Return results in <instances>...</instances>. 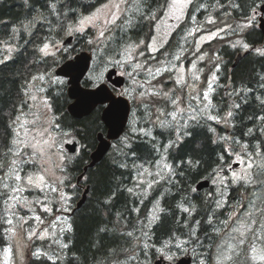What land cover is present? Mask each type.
Segmentation results:
<instances>
[{"label":"trees","instance_id":"1","mask_svg":"<svg viewBox=\"0 0 264 264\" xmlns=\"http://www.w3.org/2000/svg\"><path fill=\"white\" fill-rule=\"evenodd\" d=\"M105 1L0 0V158H3L12 139V124L27 102V90L33 77L51 72L83 49L94 50L96 66L117 59L128 44L146 41L153 36L155 25L163 16L168 2L127 0L128 4H132L131 9L124 12L116 25L112 26L109 38L101 41L100 47L88 43L89 38L95 35L93 29H89L82 33L73 32L72 44L62 46L58 53L42 54L40 49L44 44L62 42L68 38L65 29L69 22L81 14L92 12ZM262 1H191L186 17L181 20L159 55H181L188 65L203 52L205 60L200 62V74L204 81L216 66V57L223 58L222 86L215 96L220 103L218 117L221 120H214L209 114H204L181 129L178 124L162 126L163 111L166 113L179 108V105L176 103L175 106L164 107L162 98L141 103L135 93L132 94V113L148 104L144 120L145 126L150 127L153 134H135L131 132V124L128 125L123 135L129 137L130 144L122 145V137L115 141L119 147L125 146L119 148L123 154L119 155L115 151L114 143L105 158L87 170L82 183L84 186L89 185L90 191L84 204L71 215V228L64 238L67 247L58 244L57 260L44 253L28 258L26 264H119L132 253H137L140 245H134L129 233L140 232L147 227L149 212L159 197L162 199V211L150 227V241L160 245L178 234L184 237L188 235L196 251L203 252L208 260L212 258L222 229L220 224L228 219L232 210L230 204L234 202L237 206L242 200V191L245 190L247 194L249 185L242 182L231 184V203L223 208L215 206V200L208 196L211 187L198 191L195 186L202 179L212 180L221 170L228 172L238 150L236 141L262 139L264 54L257 51L262 45V33L257 24L241 31L240 21L245 14L250 15L253 9L256 10ZM52 3L56 4L60 12L68 14L63 25L60 22L63 17L58 19L55 14H50L48 5ZM69 8L76 10V17L68 13ZM193 27L194 32L191 34ZM215 29H222V33L205 46L198 47L199 36ZM238 32L242 35V42L249 45L250 51L246 54L242 46L232 41ZM239 52L243 55L234 64ZM85 84L89 85L88 82ZM235 89L243 91L234 96ZM185 90L183 96L190 97L189 87H185ZM69 100L65 90L58 97V115L62 117L64 127L78 133L82 140V150L67 164L68 173L76 181L90 161V153L97 143L96 133L99 130L106 131V127L96 113L83 119H73L66 110ZM179 131L181 135L178 136ZM184 132L189 134L182 135ZM163 156L176 168L173 178L153 186L146 197L134 194L131 187L136 174L146 166H154ZM6 170L0 169V252L7 243L10 229L9 190L1 186ZM67 187L70 188V185L67 184ZM71 192L73 209L81 198L82 189L76 184ZM183 202L191 207L190 212L181 207ZM61 205L58 198V207L63 209ZM46 242L36 240L33 243L34 250L39 246L51 252L52 247H47ZM138 258L142 260L140 263L148 264L144 254Z\"/></svg>","mask_w":264,"mask_h":264},{"label":"rangeland","instance_id":"2","mask_svg":"<svg viewBox=\"0 0 264 264\" xmlns=\"http://www.w3.org/2000/svg\"><path fill=\"white\" fill-rule=\"evenodd\" d=\"M106 3H108V0L103 4ZM170 3L171 0H168L165 5L164 14L160 17L159 21H157L153 36L147 45L141 43L142 41L135 44L130 43L127 47H124L117 59L110 60L102 66H96L93 62L92 69L87 78L89 82L94 84L103 82L106 79L108 70L114 67L127 77V83L123 87L122 93L129 98H131L134 93L141 103L150 102V99L153 100V98H162L164 107L175 106L173 100L177 101L179 108H173L166 113L163 111V116L161 118L162 126L178 124L181 129L183 125L189 124L193 120V117L197 119L204 114L215 117L214 120H221V117H218L220 103L219 100L215 99V96L222 86L220 82L224 74L223 58L221 56L218 58L216 57V66L204 81V79H201L200 74V57L192 61L189 66L184 64L181 55L175 56L174 58L168 55L164 58L162 56L158 57L159 48L164 46L170 33L174 32L179 27L181 20L186 17L190 2L187 7L183 9L182 13L180 11H176L175 13L170 12L168 7ZM263 3L264 1L258 5L255 12H252L250 15L245 14L244 18L240 19L241 31L244 30L245 27L249 28L252 24H257L258 26V17L260 13L257 14V12ZM101 5L97 8H100ZM131 5V3L128 4L127 9L123 11L122 14L127 11L129 12ZM121 8L124 9L125 5L122 4ZM88 14L89 13L84 16ZM253 16L255 18L249 24L248 21ZM154 18L157 19L156 16H154ZM194 27L191 34L194 32ZM89 29H93L95 32L94 37L89 38V40L93 41L90 46L98 48L100 47L101 41L109 38L112 25L108 26L105 37H100L98 27H93L91 25L85 27L83 32ZM213 33H216V35L213 36ZM221 33L222 29L203 32L198 39L197 46H205V44ZM209 36H212V38L208 39ZM241 36L240 32H238L237 35L232 37V41L236 45L242 46L245 52L248 48L243 46L246 42H242L243 38ZM63 45V41H56L54 44H49V48L46 51H42V54L47 56L58 53ZM57 46L58 50L56 49ZM153 48H155L156 51H153ZM126 49L127 52L125 51ZM91 50L94 51L93 49ZM260 50H262V48H260ZM140 53H143V55H140ZM177 57H179V59H177ZM202 57L203 59L201 60H205V54ZM117 60L121 61L120 65L114 63V61ZM136 63L141 64L143 67L136 69ZM193 65L195 67H193ZM56 68L57 66L51 72L37 76H43V79L37 78L30 83L27 90V102L21 107L19 117L20 123L27 121V127L29 129L39 127L42 123L44 127L49 128L50 134L55 141V146L48 151V155L45 157L46 162L44 163V167L50 169L54 173L49 180L59 191L53 192L47 186L43 187V190L35 187H24V190L20 193H12L9 189L8 198L13 195H18L21 202L8 199V220H12V223L10 224L9 234L7 236V243L0 252L1 264H26L28 258L30 259L34 255L41 256L44 253L52 259L57 260L58 253L56 252H58V244L67 245L64 238L72 224L70 212L73 207V194L71 188H74L73 186L76 185V181L73 180L70 173H68L69 167L67 164L68 162L71 163L76 158L78 152L76 154L68 152L65 148V144L77 140L78 136L72 130L64 127L61 119L62 117L55 113L54 105H52L53 96L56 97L58 95V101V97H61L67 89V80L55 75L54 71ZM149 69H151V74H149ZM157 69H160L158 75L156 74ZM129 73H131V76ZM213 77H215V79H213ZM177 80H180V82L177 83ZM187 83L191 85L189 84V86ZM187 86L190 90V97L185 98L183 96V91H186L185 87ZM242 91L241 89H235L233 95H238ZM141 92H145L147 95L141 97ZM153 93H159V95ZM165 93H167V95H165ZM205 94H207V97ZM33 96L36 97L35 100L32 99ZM45 101L51 104L50 109L44 107ZM183 104H186V106ZM147 106L148 104H146L145 107L137 108L135 112L133 111L130 118L131 132L135 134L139 132H147L150 133V135L153 134L150 127L145 126L144 116L147 111ZM99 113H101L100 110L96 113L97 118L100 116ZM173 113H175V117H173ZM37 117H39L38 120ZM46 119L52 122V126L45 123ZM33 121L36 123L34 124ZM56 124L59 125V128L55 127ZM180 131L179 133H181ZM21 138H23L22 131ZM45 139H47V137H45ZM121 142L122 145L125 144V146H127L130 144V139L128 136L123 135L120 143ZM235 143L238 146V150L232 160L233 163L229 165L228 172L221 170L215 174L214 178L211 180L212 186L207 194L215 200V206L223 208L231 203L229 200L231 184L242 182L245 185H249V190L247 194H245V190L242 191V200L237 206L233 204L234 202L230 204L232 210L228 214V219H226L223 224H220L222 227V229L220 228V237L214 246L210 261L207 260L203 252L200 253L196 251L188 235L184 237L178 234L176 237L165 240L160 245H156L150 241V227L158 220L156 219L154 222L150 223V219L154 215L160 217L162 211V199L159 197L156 199L149 212L147 227L145 226L142 228L140 232L131 231L130 237L134 239V245L138 243L140 245L137 249V253H132L131 256L121 261L119 264H138L142 261H139L138 257L143 256V254L148 264H154L155 260L159 257L162 256L165 258V256L161 254V249L167 254H173L172 261L177 260L181 256L191 254L195 259V264H218V257L223 259L224 256L230 255L231 259L223 260V264H264V262L261 261H253L251 252L252 247H256L257 249L264 248V130H262V139L253 141L238 140ZM118 144L119 143H115L114 148L120 155L123 154V150H119V148L123 149L125 146L119 147ZM28 152L30 153L31 149H29ZM61 154L65 159H60ZM241 159L243 163L240 162ZM236 162L240 164L234 168L231 167V165ZM165 164L170 166V172L164 167ZM249 164L252 165L251 168L248 167ZM21 167L23 168L21 175L40 171L38 164L35 166L21 165ZM175 169L176 168L167 160L166 156H163L154 166H146L136 174L135 181L131 187L132 192L139 196H148L153 186L155 187L159 183L171 177L173 178L176 171ZM233 172H235L238 177H246V179L234 180ZM57 178L62 180L63 183H59ZM4 183H8L10 187L21 186L19 182L10 178H5L3 180L2 187ZM67 184L70 185V188L67 187ZM149 185H151V187H149ZM60 192H63L69 197L66 201L60 199L63 209L58 207ZM24 201L27 203H24ZM157 206L160 211H157ZM45 207L51 208L52 211H45ZM181 207L189 209V212L191 210V207L184 202L181 204ZM37 216L40 217V220L36 219ZM237 229H239V231H237ZM30 233L35 234L30 236ZM241 233L244 235L241 236ZM41 236H43V238H41ZM241 239L244 240L242 245L239 243ZM36 240L47 241V247H52L50 249L51 252H47V248L39 246L34 250L35 246H33V243Z\"/></svg>","mask_w":264,"mask_h":264},{"label":"snow or ice","instance_id":"3","mask_svg":"<svg viewBox=\"0 0 264 264\" xmlns=\"http://www.w3.org/2000/svg\"><path fill=\"white\" fill-rule=\"evenodd\" d=\"M27 2V0H26ZM190 0H171V3L168 5L170 12L175 13L176 11L183 12V9L187 7ZM124 4L125 8L122 9L121 5ZM61 8H63V5H60ZM128 7L127 0H108V3L101 5L100 8H97L94 12H90L87 16L80 15L79 17H76V10L75 9H68V13H70L73 17H76L74 20L69 22L67 24V28L65 29L69 35H71L73 32H83L85 27L91 25L93 27H98L99 36L105 37L106 31H108V26L112 25L115 26L117 21L121 19V15L123 11H125ZM48 8L50 10V14H55L58 19L63 17L61 19V24L63 25L65 21H67V13L60 12L55 3L49 4ZM138 10V9H137ZM253 12H255V9H253ZM179 18V17H177ZM254 16L249 19L248 23L250 24L252 20H254ZM213 36L216 35V33L212 34ZM212 36H209L208 39H211ZM89 44H92L93 41L89 40ZM142 43V42H141ZM245 48H248L249 45L244 44ZM131 47V46H129ZM49 48V44H44L43 48H41V51H46ZM153 51H156L155 48L152 49ZM127 52V49L125 50ZM257 51L261 52V54H264V50L257 49ZM140 55H143V53H140ZM130 58V57H129ZM179 59V57H177ZM203 59V57H201ZM115 64L120 65L121 61L117 60L114 61ZM143 66L139 63H136L135 68L140 69ZM193 67H195L193 65ZM149 74H151V69L148 70ZM160 73V69L156 70V74L158 75ZM122 75L124 73H121ZM102 75V74H101ZM131 76V73H129ZM43 79V76L40 77H33V79ZM215 79V77H213ZM180 80H177V83H179ZM155 95H159V93H153ZM147 95L145 92H141L140 96L143 97ZM167 95V93H165ZM207 97V94H205ZM33 100L36 99L35 96L32 97ZM177 101L173 100V104H176ZM44 107L46 109L51 108V104H49L47 101L44 102ZM238 107V105H237ZM173 117H175V113L172 114ZM228 115H231V112L228 113ZM212 119H215V117H210ZM39 117H37V120ZM195 119V117H193ZM261 119H264L262 117ZM35 124L36 122L33 121ZM45 123L49 124V126H52V122L50 120H45ZM56 128H59V125H55ZM21 131L23 132V138H21ZM143 131V130H142ZM251 131V130H249ZM34 133V134H33ZM150 135V133H147ZM189 133L184 132L182 135H188ZM181 135L178 132V136ZM47 137V139H45ZM55 146V141L53 140L49 128L44 127V124L42 123L39 127H35L33 129H29L27 127V121L24 123H20V117H17L16 121L13 122V136L12 139L9 142V145L6 148V152L3 154V158H0V169H7L5 172V178H11L16 182H19V185L17 187H10L8 183L3 184V188L6 190H9L12 193H20L24 190V187H35L40 188L43 190V187L47 186L51 189L53 192H58L59 189L53 184L50 183L49 178L54 175V173L44 167L45 157L48 155V151L52 149ZM31 149V152L29 153L28 150ZM60 159L63 160L65 157L61 154ZM243 163V160L240 161ZM191 163V161H189ZM39 165L40 171L33 172L31 174H25L21 175L23 172V168L21 165ZM251 164L248 165L249 168H251ZM165 168L171 171L170 166L167 164L164 165ZM233 178L235 179H246V177H238L235 172H233ZM59 183H63L62 180H59L57 178ZM75 187V186H73ZM151 187V185H149ZM131 191V189L129 190ZM9 199L17 202L20 201V197L18 195H13ZM60 199L66 201L69 199V197L66 196L63 192H60ZM24 203H27L24 201ZM45 211H52L51 208L45 207ZM157 211H160V209L157 206ZM184 211H189V209L185 208ZM158 216H153L150 219V223L154 222L156 219H158ZM23 219V218H21ZM37 220H40V217H36ZM42 222V221H41ZM8 223L11 224L12 220H8ZM239 231V229H237ZM35 233H30L29 235H34ZM46 234V233H45ZM131 235V233H129ZM244 234L241 233V236ZM43 238V236H41ZM241 245L244 243V240L241 239L239 242ZM64 247H67V245H64ZM231 247V246H230ZM161 254L165 256L166 259L172 260L173 254H167L164 252L163 249L160 250ZM252 260L253 261H261L264 262V248L257 249L256 247H252ZM51 258V257H50ZM231 256H224L223 259L218 257V264H223V260H230Z\"/></svg>","mask_w":264,"mask_h":264},{"label":"water","instance_id":"4","mask_svg":"<svg viewBox=\"0 0 264 264\" xmlns=\"http://www.w3.org/2000/svg\"><path fill=\"white\" fill-rule=\"evenodd\" d=\"M261 15L259 17V28L263 36L264 47V4L260 7ZM73 36H69L65 40V44H70ZM245 53H248L246 51ZM243 54H239L236 58L237 63ZM92 61V52L81 51L73 58L63 62L56 69V75L68 79V96L72 100L68 105L69 113L79 119L92 113L99 105H105L101 117L107 128L106 134L99 132L97 135L98 144L92 151L90 162L84 166V171L78 176V182L84 177L86 171L94 167L101 161L108 153L112 146V141L119 138L125 131L129 121L131 112V102L128 97L122 94H116L110 83L117 87L122 88L126 83V77L118 73L116 68H111L106 78L108 82H103L95 87H86L82 81L90 69ZM65 147L69 152L74 153L77 149V142H68ZM238 164H235L237 166ZM210 186L209 179H203L196 184L197 190H202ZM89 186H87L82 194V197L77 203V208L81 207L86 200ZM154 264H166L163 258H159ZM171 264H192L191 257H180L176 262Z\"/></svg>","mask_w":264,"mask_h":264},{"label":"flooded vegetation","instance_id":"5","mask_svg":"<svg viewBox=\"0 0 264 264\" xmlns=\"http://www.w3.org/2000/svg\"><path fill=\"white\" fill-rule=\"evenodd\" d=\"M187 15V14H186ZM174 32H172V33H170V35L167 37V41H168V39L170 38V36L173 34ZM167 41L164 43V45L167 43ZM73 42V41H72ZM72 42H71V44H72ZM65 45V44H64ZM164 48V46H161L159 49H163ZM56 49L58 50V46L56 47ZM56 51V50H55ZM160 53V52H159ZM204 55V53H202V56ZM202 56H200V62L202 61L201 60V57ZM195 59H197V58H195ZM194 61V60H193ZM58 77V76H57ZM67 80V79H66ZM87 82H89V80H87ZM90 85L92 84H94V83H92V82H90L89 83ZM58 96V95H57ZM57 96L56 97H54L53 96V101H52V105H54V111H55V113L58 115V101H57ZM71 100H69V102H70ZM69 102H67V105H68V103ZM66 108H67V106H66ZM100 108H101V106H99V108H97L96 110H94L91 114H89V115H87V116H84V117H82V118H80V119H83V118H85V117H89V116H91V115H95L94 113H97L99 110H100ZM100 111H102V108H101V110ZM70 115V114H69ZM99 117L101 118V120H102V117H101V113H99ZM73 119H76V118H74L72 115H70ZM77 120H79V119H77ZM103 122V121H102ZM100 131H103V130H99L97 133H96V141H97V143H98V138H97V135H98V133L100 132ZM74 132V131H73ZM104 132V131H103ZM77 136H78V139L76 140L77 142H78V149H81L82 148V140H81V137L78 135V133H76V132H74ZM97 143H96V146H97ZM96 146H95V148H96ZM82 150V149H81ZM105 158V157H104ZM83 185L81 184V185H79V187L81 188ZM74 209V208H73ZM72 209V210H73ZM74 213V212H73ZM73 213L71 214V215H73ZM71 217V216H70ZM172 261V260H171ZM171 261H169V260H167V264H169V262L171 263Z\"/></svg>","mask_w":264,"mask_h":264},{"label":"bare ground","instance_id":"6","mask_svg":"<svg viewBox=\"0 0 264 264\" xmlns=\"http://www.w3.org/2000/svg\"><path fill=\"white\" fill-rule=\"evenodd\" d=\"M68 37H69V36H68ZM73 39H74V37H73ZM72 41H73V40H72ZM72 41H71V42H72ZM64 42H65V41H63V44H65ZM71 42H70V43H71ZM84 50H86V51H90L91 49H83V50H80V51H84ZM80 51H79V52H80ZM56 76H58V75H56ZM99 162H100V161H99ZM99 162H98V163H99ZM98 163H97V164H98ZM88 186H89V185H88ZM89 191H90V187H89ZM89 191H88V193H89ZM88 193H87V195H88ZM86 199H87V197H86ZM85 201H86V200H85ZM83 204H84V203H83ZM79 208H80V207H79ZM76 209H78V208L75 206V208L72 210L71 214H72L73 212H75ZM204 223H205V222H204Z\"/></svg>","mask_w":264,"mask_h":264}]
</instances>
